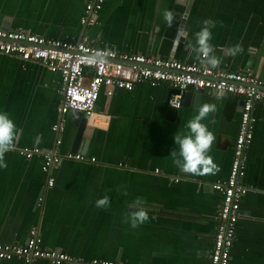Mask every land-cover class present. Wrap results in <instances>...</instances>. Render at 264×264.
Segmentation results:
<instances>
[{
	"label": "crops",
	"instance_id": "0c3cea01",
	"mask_svg": "<svg viewBox=\"0 0 264 264\" xmlns=\"http://www.w3.org/2000/svg\"><path fill=\"white\" fill-rule=\"evenodd\" d=\"M87 1L0 0V28L69 42L87 36L92 46L119 53L201 63L192 51L195 34L211 20V44L221 60L214 70H249L264 79V0H104L95 23L82 26ZM165 10L173 13L171 25L164 21ZM236 44L243 51L235 57L223 51ZM60 85V75L40 64L0 55V112L19 129L16 147L52 151L60 138L56 149L75 151L76 112L60 115ZM173 92L148 83L132 91L116 89L110 98L101 91L96 107L110 116V124L107 129L86 124L76 150L94 157V163L63 160L46 174L41 155L25 159L6 153L8 166L0 168V243L24 244L36 229L43 248L76 259L210 264L221 201L211 185L228 176L241 99L203 91L197 106L191 101L173 110L167 104ZM203 103L217 105L204 123L216 137L210 154L220 171L185 174L169 156L173 136L187 131L185 125ZM253 115L242 180L248 191L240 203L229 264H264V105H254ZM60 121L64 130L56 134L51 127ZM50 177L54 185L48 188ZM105 196L108 206L97 207ZM137 199L149 219L132 228L126 220Z\"/></svg>",
	"mask_w": 264,
	"mask_h": 264
},
{
	"label": "built area",
	"instance_id": "2783aa9c",
	"mask_svg": "<svg viewBox=\"0 0 264 264\" xmlns=\"http://www.w3.org/2000/svg\"><path fill=\"white\" fill-rule=\"evenodd\" d=\"M104 0H88L80 24L92 25L97 13L102 9ZM97 52H111L100 62ZM0 55L15 57L24 62H35L61 78L59 92L62 102L59 107L61 116L69 112H79L92 128L107 129L110 116L97 110L96 104L101 91L110 98L116 89L132 91L139 84L148 83L152 87L167 85L174 90L167 104L170 107L172 97L180 95L181 107L186 92L207 91L216 93L223 90L224 95L241 99L240 119L233 145V157L225 180L214 182L211 187L220 197L216 218V229L210 264H229L230 252L235 240L237 223L240 218V203L248 189L242 184L246 171L247 150L253 140L256 118L253 107L264 105V79L256 77L249 70L231 72L223 70H205L198 62H180L174 59L156 58L147 55H129L94 47L87 36L76 42L49 39L28 34L19 30L0 28ZM171 108V107H170ZM59 134L64 130L62 122L51 127ZM56 147L61 139L56 138ZM42 151L34 148L14 147V152L31 159L36 155L43 157L42 172L49 174L51 169L63 160L94 163V157L81 152L61 153L58 149ZM155 172H159L156 170ZM54 179L49 178L46 187H52ZM41 201V198H39ZM19 259L24 264H36L47 261L51 264H128L126 262L91 259L82 260L64 252L49 250L41 246L36 229H31L24 244L0 243V261Z\"/></svg>",
	"mask_w": 264,
	"mask_h": 264
},
{
	"label": "clouds",
	"instance_id": "9594fccd",
	"mask_svg": "<svg viewBox=\"0 0 264 264\" xmlns=\"http://www.w3.org/2000/svg\"><path fill=\"white\" fill-rule=\"evenodd\" d=\"M163 18L166 23L171 25L174 16L171 11L165 10ZM214 27L213 21H204V26L195 34V45L192 47V51L205 70L217 69L221 64V60L214 54L215 49L211 44V29ZM223 51L228 56L235 57L243 51V48L240 44H236L223 49ZM113 54L111 52H97L96 58L103 62L105 56ZM215 95L222 97L224 92L219 90ZM181 99L180 95L172 97L170 107L173 110L181 109ZM216 111L217 105L215 103L200 104L196 110L197 114L190 118L185 125L187 131L176 132L173 136L175 149L170 152L169 156L172 158L173 165L181 172L191 175H215L220 171V167L210 154L216 137L209 130L208 125L204 123ZM18 135L19 129L9 114L0 112V168H7L5 154L14 150ZM142 203L141 200L137 199L129 205L130 209L133 210L129 212L126 222H129L132 228L138 227L149 219L148 212ZM108 204L107 196L97 201V207H107Z\"/></svg>",
	"mask_w": 264,
	"mask_h": 264
},
{
	"label": "water",
	"instance_id": "95a60500",
	"mask_svg": "<svg viewBox=\"0 0 264 264\" xmlns=\"http://www.w3.org/2000/svg\"><path fill=\"white\" fill-rule=\"evenodd\" d=\"M182 25V23H180V26ZM183 29V31H186V27H180ZM201 93L202 91H198V92H192V91H188L184 94L183 96V103L182 106H186L187 104L189 105L191 101H193L192 104H194V106H197L199 104L200 98H201ZM242 103V102H241ZM74 125L77 127V132H76V137H75V141L73 143V152H76V150L78 149L79 145H80V140L81 137L86 129V119L84 117H82L81 113L76 112L75 113V117H74ZM240 216H242V213L240 211Z\"/></svg>",
	"mask_w": 264,
	"mask_h": 264
}]
</instances>
